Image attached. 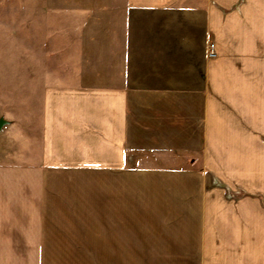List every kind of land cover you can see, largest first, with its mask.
<instances>
[{"label":"crops","instance_id":"1","mask_svg":"<svg viewBox=\"0 0 264 264\" xmlns=\"http://www.w3.org/2000/svg\"><path fill=\"white\" fill-rule=\"evenodd\" d=\"M37 10L49 65L32 160L0 151V264H264V0Z\"/></svg>","mask_w":264,"mask_h":264},{"label":"rangeland","instance_id":"2","mask_svg":"<svg viewBox=\"0 0 264 264\" xmlns=\"http://www.w3.org/2000/svg\"><path fill=\"white\" fill-rule=\"evenodd\" d=\"M45 0H0V151L17 161L32 160L34 147L24 144L37 133V66H48L51 47H41L45 30L37 25V8ZM4 145V147H3Z\"/></svg>","mask_w":264,"mask_h":264},{"label":"built area","instance_id":"3","mask_svg":"<svg viewBox=\"0 0 264 264\" xmlns=\"http://www.w3.org/2000/svg\"><path fill=\"white\" fill-rule=\"evenodd\" d=\"M208 57L210 59H214L216 57L215 48H214V45L212 43H210L208 45Z\"/></svg>","mask_w":264,"mask_h":264},{"label":"water","instance_id":"4","mask_svg":"<svg viewBox=\"0 0 264 264\" xmlns=\"http://www.w3.org/2000/svg\"><path fill=\"white\" fill-rule=\"evenodd\" d=\"M3 125H4L3 121L0 120V131L2 130Z\"/></svg>","mask_w":264,"mask_h":264}]
</instances>
